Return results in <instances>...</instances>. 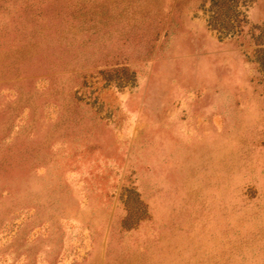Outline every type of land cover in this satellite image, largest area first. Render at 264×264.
I'll list each match as a JSON object with an SVG mask.
<instances>
[{
  "label": "rangeland",
  "instance_id": "1",
  "mask_svg": "<svg viewBox=\"0 0 264 264\" xmlns=\"http://www.w3.org/2000/svg\"><path fill=\"white\" fill-rule=\"evenodd\" d=\"M208 19L0 0V264H264V83Z\"/></svg>",
  "mask_w": 264,
  "mask_h": 264
},
{
  "label": "trees",
  "instance_id": "2",
  "mask_svg": "<svg viewBox=\"0 0 264 264\" xmlns=\"http://www.w3.org/2000/svg\"><path fill=\"white\" fill-rule=\"evenodd\" d=\"M208 4V23L214 30L225 33L233 38L247 37V45L253 46L252 54L260 80L264 83V23L253 25L244 30L246 22L236 9L238 0H203ZM111 71L127 72L125 66L114 67ZM100 75L109 80L107 70H99ZM132 74V72H131ZM119 77V76H118ZM117 77V78H118Z\"/></svg>",
  "mask_w": 264,
  "mask_h": 264
}]
</instances>
